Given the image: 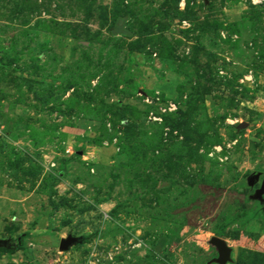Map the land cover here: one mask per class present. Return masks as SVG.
Segmentation results:
<instances>
[{
	"label": "rangeland",
	"instance_id": "374dc122",
	"mask_svg": "<svg viewBox=\"0 0 264 264\" xmlns=\"http://www.w3.org/2000/svg\"><path fill=\"white\" fill-rule=\"evenodd\" d=\"M263 183L264 0H0V264H264Z\"/></svg>",
	"mask_w": 264,
	"mask_h": 264
},
{
	"label": "water",
	"instance_id": "95a60500",
	"mask_svg": "<svg viewBox=\"0 0 264 264\" xmlns=\"http://www.w3.org/2000/svg\"><path fill=\"white\" fill-rule=\"evenodd\" d=\"M264 194V183L262 186V189L260 192H258L257 197L260 199L261 196ZM74 243L73 239H69L67 241H62L61 245H60V249L61 250H66L68 249L69 246H71ZM212 245H214L219 254H220V259L218 261V263L220 264H227L230 260H231V250L230 248H228V246L226 245V243L218 238H213L211 241ZM2 244V242H0V245Z\"/></svg>",
	"mask_w": 264,
	"mask_h": 264
}]
</instances>
